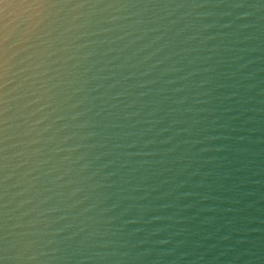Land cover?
<instances>
[{"label":"water","instance_id":"obj_1","mask_svg":"<svg viewBox=\"0 0 264 264\" xmlns=\"http://www.w3.org/2000/svg\"><path fill=\"white\" fill-rule=\"evenodd\" d=\"M0 264H264V0H0Z\"/></svg>","mask_w":264,"mask_h":264}]
</instances>
